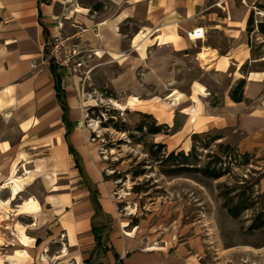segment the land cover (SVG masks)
I'll use <instances>...</instances> for the list:
<instances>
[{"label":"crops","instance_id":"0c3cea01","mask_svg":"<svg viewBox=\"0 0 264 264\" xmlns=\"http://www.w3.org/2000/svg\"><path fill=\"white\" fill-rule=\"evenodd\" d=\"M83 1L0 0V222L17 241L8 262L27 264L28 252L62 236L50 255L58 264H222L192 226L179 240L143 242L127 223H95L102 207L75 147L82 121L71 119L67 96L78 91L77 76L55 68L62 105L42 57L48 40L73 36L96 50L94 60L115 63L118 87L142 84L161 96L116 104L145 105L175 134L184 131L185 151L193 134L214 130L241 154H264V20L252 15L264 0H88L118 10L117 18ZM128 21L139 26L130 39L118 30ZM196 28L203 39L190 41ZM240 81L236 103L230 93Z\"/></svg>","mask_w":264,"mask_h":264},{"label":"rangeland","instance_id":"374dc122","mask_svg":"<svg viewBox=\"0 0 264 264\" xmlns=\"http://www.w3.org/2000/svg\"><path fill=\"white\" fill-rule=\"evenodd\" d=\"M82 4L93 10L97 8V13L110 14L111 18L120 15L118 10L105 5L98 7L99 4L92 1ZM257 11L264 12L257 8L252 15L264 20V16L256 15ZM138 29L139 26L131 21L118 26L127 39ZM50 41L44 46L42 61L45 64L51 62ZM68 50L76 52L75 62L82 63L76 71L68 70L70 76H77L74 82L78 91L73 86L67 96L71 119L82 121L75 147L82 156L91 180L90 187L97 191L102 207V211L96 213L100 221L95 223L103 222L107 229L115 224L122 229L121 224L127 223L125 230L137 229L143 242L154 238L160 242L171 235L179 240L184 237V227L192 226L203 236L210 257L219 250L222 264H264V228L250 229L255 217L260 212L264 214V154L255 152L244 157L226 140H212L218 134L210 130L199 135L196 155L201 166L208 164L210 170L220 169L223 176L212 179L196 174L167 175L169 167L165 163L160 165L148 154V149L152 144H163L165 149L158 153L159 156H167L172 151L187 153L191 149V139L189 150L185 151L184 131L175 134L174 128L162 125L148 112L147 106L125 109L116 106V103L127 106L134 96L142 100L161 96L142 84L134 88L132 82H128L125 87H118L120 76L115 63L108 59L94 60L96 50L79 39L69 40ZM139 82L142 83L137 78V84ZM155 102L154 99L152 105L159 107ZM138 113L151 115L152 119ZM153 121L164 126L162 133H148L147 128ZM139 126L142 131H138ZM240 196L252 208L233 218L228 209L236 207ZM43 208L46 212L47 207ZM1 223L0 264H10L7 257L13 255L12 248L17 241L9 233L2 232ZM63 243L66 241L61 236L47 241L45 246L39 245L36 253L28 252L31 260L27 264H58L50 255L59 254ZM229 248L234 252L229 255L230 261L224 256H228V251H224Z\"/></svg>","mask_w":264,"mask_h":264},{"label":"trees","instance_id":"16d2710c","mask_svg":"<svg viewBox=\"0 0 264 264\" xmlns=\"http://www.w3.org/2000/svg\"><path fill=\"white\" fill-rule=\"evenodd\" d=\"M40 2L42 1H47V0H39ZM252 24L251 18L248 21V26ZM259 31H264V24H259ZM52 66L53 74H54V81H55V89L57 92V97L58 100L64 105V99H63V93L60 87V81L58 76L55 73V66L54 64L50 63ZM243 88H244V81H240L236 87L231 91L230 93V98L232 101L239 103L243 101ZM140 116L148 119H152L151 115L147 114H142L138 113ZM164 127V126H163ZM162 125L158 126L154 121L152 124L148 126V133L150 135H158L162 133L163 129ZM166 127V126H165ZM138 131H142V126H139ZM200 134H193L191 136V149L189 152L185 153L183 151L179 153H175L174 151L170 152L169 154L164 155L162 154L161 156L158 155V153L162 150L165 149V145L163 144H152L150 148L148 149V154L155 159L156 161L160 162V165L166 164L169 169L167 172H165L167 175L170 176H179V175H186V174H196V175H201L203 177H208L212 179H218L223 176L222 172L220 169L218 170H210L209 165H200V161L196 155V143L197 139L199 138ZM222 139L220 136H214L212 140L217 141ZM229 147V146H228ZM153 148H156L155 151H153ZM244 157H247L248 154H243ZM194 158V160H192ZM252 208L251 204H248L246 199H243L240 196V200L237 202L236 207L229 208L228 213L231 217L237 218L241 212L248 210ZM264 228V214L260 212L256 217L255 220L252 222L250 229L252 230H257ZM98 245H100V238L98 237ZM120 264V263H118Z\"/></svg>","mask_w":264,"mask_h":264},{"label":"built area","instance_id":"2783aa9c","mask_svg":"<svg viewBox=\"0 0 264 264\" xmlns=\"http://www.w3.org/2000/svg\"><path fill=\"white\" fill-rule=\"evenodd\" d=\"M256 15L264 16V12L257 11ZM186 35L190 41H197L203 39L204 32L202 28H196L187 32ZM73 39V36L65 37L60 33L52 38L50 46V63L70 71H76L77 68L82 66L81 62H75L74 60L76 52L73 54L68 50V41Z\"/></svg>","mask_w":264,"mask_h":264},{"label":"bare ground","instance_id":"6f19581e","mask_svg":"<svg viewBox=\"0 0 264 264\" xmlns=\"http://www.w3.org/2000/svg\"><path fill=\"white\" fill-rule=\"evenodd\" d=\"M116 106H117V107H119L120 109H123V108H124V107H123V108H122V107H120L118 104H116Z\"/></svg>","mask_w":264,"mask_h":264}]
</instances>
